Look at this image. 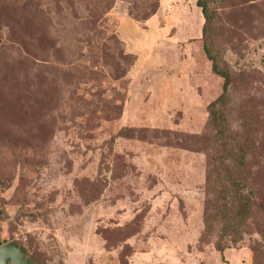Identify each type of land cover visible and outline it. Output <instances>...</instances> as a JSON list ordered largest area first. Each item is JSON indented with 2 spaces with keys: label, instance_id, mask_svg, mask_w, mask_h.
Returning <instances> with one entry per match:
<instances>
[{
  "label": "rangeland",
  "instance_id": "rangeland-1",
  "mask_svg": "<svg viewBox=\"0 0 264 264\" xmlns=\"http://www.w3.org/2000/svg\"><path fill=\"white\" fill-rule=\"evenodd\" d=\"M196 2L0 0V247L31 264H264V0L206 1L231 76L224 170ZM240 148L250 215L225 233Z\"/></svg>",
  "mask_w": 264,
  "mask_h": 264
},
{
  "label": "trees",
  "instance_id": "trees-1",
  "mask_svg": "<svg viewBox=\"0 0 264 264\" xmlns=\"http://www.w3.org/2000/svg\"><path fill=\"white\" fill-rule=\"evenodd\" d=\"M206 1L208 0H197L196 2L197 7L201 10V13L205 20V23L202 29V41L204 45V52H205L207 59L212 64L213 73L216 76L224 80V85H223L221 95L211 104H209L207 111L210 116L209 118L210 124L213 130L215 131L216 141L220 148V153L217 159L214 161V164L219 165L221 169L224 170V161L227 156L232 154L230 150V146H229L230 136H229L226 121H225L226 119L225 112L228 106V90L230 88L231 76L228 70L226 69L222 70L220 68V61L217 58V55L213 54L212 49H210L208 46L209 40L207 37V34H208L207 30L210 28L212 24L211 17H213V15L211 16L212 12L209 9V6ZM140 133L143 135L149 134V132H146V131H142ZM243 154H244V151L242 149L239 155H235V156H238L239 158L238 162L234 165V169L231 172V175L229 176L228 174V176L231 179L230 180L231 186L228 188L230 193L226 197L223 196L222 201H224L225 198L232 197L231 202L229 204L221 203L220 205L217 206V208L214 211V216L216 218L221 217V216L224 217L220 221H224V227L222 229L225 233H227L226 231H230L227 229L231 228L232 226L239 227L243 225L246 221V218L250 215V206H251L252 201L251 199L249 200V198L241 194V191L244 190L243 185L245 184L243 180L244 178L243 172L241 174H239V172L238 173L235 172V170L240 169L242 167V164L240 162H242L243 160ZM232 155L234 156V154ZM224 180H227V179L224 177ZM209 216H210V210L207 211V214L205 216L206 225L209 224ZM235 232L236 234L241 235L239 231H235ZM230 243L236 244L238 243V239L231 240ZM219 251L224 252V248H219Z\"/></svg>",
  "mask_w": 264,
  "mask_h": 264
},
{
  "label": "water",
  "instance_id": "water-1",
  "mask_svg": "<svg viewBox=\"0 0 264 264\" xmlns=\"http://www.w3.org/2000/svg\"><path fill=\"white\" fill-rule=\"evenodd\" d=\"M0 264H31L27 251L9 242L0 247Z\"/></svg>",
  "mask_w": 264,
  "mask_h": 264
}]
</instances>
